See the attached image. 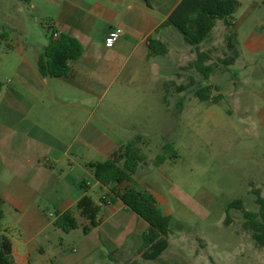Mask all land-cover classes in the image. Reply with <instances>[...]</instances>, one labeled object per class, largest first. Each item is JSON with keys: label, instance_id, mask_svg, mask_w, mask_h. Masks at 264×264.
Listing matches in <instances>:
<instances>
[{"label": "rangeland", "instance_id": "obj_1", "mask_svg": "<svg viewBox=\"0 0 264 264\" xmlns=\"http://www.w3.org/2000/svg\"><path fill=\"white\" fill-rule=\"evenodd\" d=\"M38 1L0 0V90L5 95L0 104V140L14 137L19 131L6 107L14 58L29 54L50 33L48 18L36 12ZM232 20L233 30L238 24H264V1L239 0ZM222 23L223 20L216 22L204 44L212 42L220 48ZM121 72L111 87L81 112L82 137L71 150L75 161L81 164V174H77V167L72 173L77 178L75 184L65 188L62 183L57 193L39 190L34 199L51 220L60 199L66 195L74 197L82 189L79 182L84 178L91 184L84 190L100 203L103 190L90 170L82 169L83 164L109 158L141 134L147 141L140 144L146 161L132 175L131 183L139 190L151 191L160 211L171 215L168 246L158 259H143L136 250L141 236L134 229H129L133 233L128 234L125 225L129 215L135 214L115 201L112 205L116 212H111L110 205L102 206L110 216L100 215L99 226L87 234L82 231L83 218L75 210L78 227L68 232L48 228L34 236L30 243L31 264H264V247L257 246L242 228L241 211L231 209V222H224L230 201L242 198L247 209L255 210L251 189L258 187L264 197V123L249 102L254 78L263 76L259 74L264 72V59L252 58L246 65L237 63L229 72L210 77L217 88L212 87L209 94H220L216 102L199 100L190 88L178 92L175 98L170 92L171 83L166 82V89L162 90L164 79L160 74L151 73L142 79L124 78ZM188 82L186 73L177 79V83ZM93 127L97 141H84ZM164 143L171 145L166 159L153 166ZM0 170H5L1 163ZM62 174L57 167L56 175ZM0 177L2 183L9 175L4 171ZM2 209L6 211L1 219L3 228L12 216L9 204L2 205ZM38 244L45 253L34 249Z\"/></svg>", "mask_w": 264, "mask_h": 264}, {"label": "crops", "instance_id": "obj_2", "mask_svg": "<svg viewBox=\"0 0 264 264\" xmlns=\"http://www.w3.org/2000/svg\"><path fill=\"white\" fill-rule=\"evenodd\" d=\"M148 1L39 0L35 3L36 12L48 18L54 31L59 35L75 37L81 43L82 54L76 60H68L70 69L65 77L43 76L38 71L36 59L38 52L47 43L46 38L37 47H33L29 54L16 56L12 64V82L6 91L9 103L4 106L14 116L19 131L14 137L0 140V163L5 168L0 170V174L5 171L9 175L0 182V196L3 199L2 205L9 204L11 209V221L3 229L12 240V255L16 264H31L33 249L30 243L34 236L48 228L54 232L60 229L53 224L55 217L49 220L34 198L39 190H54L57 193L62 183L65 188L75 184L77 178L72 173L77 167V174L80 175L81 164L75 161L71 150L82 137L81 112L86 110L85 106L94 101L97 95L104 94L111 87L112 80L120 71L124 78L138 76L145 79L151 73L160 74V78L164 79L162 90L166 89V82L171 83L173 86L170 92L176 98L178 92L188 88L192 92L193 85L178 90L182 83H177V79L183 73L187 74L189 81L195 79L197 85L208 81L213 83L210 77L229 72L237 63L246 65L252 58L264 59L263 23L237 25L234 31L239 55L233 63L225 66L221 62L226 54L224 36L227 27L224 22L219 32L222 37L220 48L212 42L204 44V40L198 46H193L186 43L175 28L161 25L180 0ZM261 1L264 0H257ZM117 26L123 29V34L112 47H107L104 36L109 28ZM151 40L162 41L167 52L148 56ZM197 49L207 53L204 63L212 65L208 78L194 68L186 67L189 61L195 59ZM259 75L263 76H256L252 81L249 102L257 110L258 119L264 123V72ZM213 84L217 88V84ZM4 96L0 90V104ZM162 102L165 104L166 100L163 98ZM86 123L91 124L89 120ZM94 127L88 130L84 141H97ZM57 167L61 168L62 176L56 175ZM90 173L93 175L92 171ZM80 182L79 187L82 188ZM95 183L98 184L96 180ZM82 189L74 197H62L57 210L73 207L83 194H88ZM101 189L103 193L105 187ZM117 202L127 210L122 202ZM110 208L111 212H116L112 204ZM109 213L102 210L100 215L109 217ZM5 214L3 210V216ZM136 216L129 215V222L125 225L128 226V234H132L131 230L134 229L141 236L147 224ZM34 249L41 254L46 252L41 244Z\"/></svg>", "mask_w": 264, "mask_h": 264}, {"label": "trees", "instance_id": "obj_3", "mask_svg": "<svg viewBox=\"0 0 264 264\" xmlns=\"http://www.w3.org/2000/svg\"><path fill=\"white\" fill-rule=\"evenodd\" d=\"M145 1L149 3L148 0ZM238 5L239 0H180L161 25L175 28L186 43L198 46L208 36L215 23L223 20L227 27L224 36L226 54L221 62L227 66L239 55L237 35L232 28V13ZM47 29L50 30L47 43L37 54L38 71L43 76L65 77L70 69L68 60L79 58L82 54V45L75 37L68 34L54 37L56 31L49 21ZM0 37H3L2 32ZM148 48V56L163 55L167 52L166 45L160 40H151ZM206 58L207 53L197 49L195 59L189 61L186 67L194 68L208 78L212 65L204 63ZM189 85H193L192 93L199 100L216 102L219 98V95L210 96V89L216 85L209 81L197 85L196 80L191 78L188 84L179 85L178 90H184ZM146 142L142 135H136L134 139L114 151L109 158L86 162L85 167L92 171L100 187H105V191L100 196V203L95 202L89 194H83L73 207L57 210L53 224L65 232L78 227L79 222L74 212L76 210L83 218L82 231L87 234L99 225L101 207L118 200L147 224L146 230L141 235L142 242L138 253L145 260L158 259L168 246L167 235L172 217L160 211L152 192L139 190L131 183L132 175L146 161V155L140 148V144ZM170 147V143L162 145V153L155 155L153 166L161 164L166 159L165 154ZM80 186L84 189L89 188L85 180L80 182ZM251 192L254 194L256 209H247L242 198L234 199L227 204L224 222L225 224L231 222V209L240 210L243 217L242 228L250 233L257 246L264 247V197L261 196L258 187H253ZM2 204L3 199L0 196V264H16L12 255V240L1 224ZM130 264H135V261Z\"/></svg>", "mask_w": 264, "mask_h": 264}, {"label": "built area", "instance_id": "obj_4", "mask_svg": "<svg viewBox=\"0 0 264 264\" xmlns=\"http://www.w3.org/2000/svg\"><path fill=\"white\" fill-rule=\"evenodd\" d=\"M123 29L121 27H111L107 30L104 36V44L107 47H112L115 42L122 36ZM59 34L54 32V37H57Z\"/></svg>", "mask_w": 264, "mask_h": 264}]
</instances>
